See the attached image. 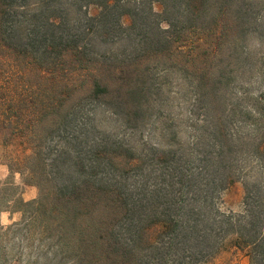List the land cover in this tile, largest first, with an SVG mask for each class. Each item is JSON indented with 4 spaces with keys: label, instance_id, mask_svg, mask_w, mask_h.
Returning <instances> with one entry per match:
<instances>
[{
    "label": "trees",
    "instance_id": "obj_1",
    "mask_svg": "<svg viewBox=\"0 0 264 264\" xmlns=\"http://www.w3.org/2000/svg\"><path fill=\"white\" fill-rule=\"evenodd\" d=\"M263 17L264 0H0V144L11 148L0 213L23 217L0 228V243L27 231L52 249L47 264H206L230 238L249 264H264L263 97L243 111L232 91L252 72L250 38L264 45ZM109 46L120 51L100 52ZM168 76L187 88L186 144L138 153L106 135L99 109L124 131L148 129ZM245 118L257 139L235 137ZM242 159L259 176L244 182L235 214L222 196ZM15 174L36 200H22Z\"/></svg>",
    "mask_w": 264,
    "mask_h": 264
},
{
    "label": "rangeland",
    "instance_id": "obj_2",
    "mask_svg": "<svg viewBox=\"0 0 264 264\" xmlns=\"http://www.w3.org/2000/svg\"><path fill=\"white\" fill-rule=\"evenodd\" d=\"M154 10L159 12L160 7L155 5ZM98 12L99 10L97 8L88 9L89 16H95ZM129 22L128 17L122 18V23L124 25L127 26ZM163 27H165V25H163ZM246 48L254 61L251 67L252 72H248L241 80L237 81L233 85L232 91L237 97V103L239 104L238 110L251 112L256 110L257 101L262 97L263 100L260 104L264 106V83L262 80L264 79V75L262 77V72L264 73V45L260 44L257 39L250 38ZM99 50L106 55V53L109 54L110 52H119L120 48L118 46H109ZM165 80L168 82L167 86L170 90L169 96L166 97L168 100L160 106V110L157 112V118L153 120L152 125L149 126L148 129L144 130L140 135L132 134L130 131H124L122 127L120 128L119 123L112 118L107 111L104 112L103 109H99L95 117L97 122L101 124V129L106 131V135L128 139L134 146V150L138 153L142 150V144L144 143L148 146H168L169 144L175 145L177 143H179V145L186 144L191 139V121L188 115L187 103L189 99L187 96V88H185V85L175 76L165 77ZM245 119L246 122H248L247 124L236 123L232 128L235 137L247 141H251L255 138L257 139L258 136L254 121L252 120V122H250V119ZM164 123L167 124V126L171 123L173 124L168 128L164 127L166 126L163 125ZM173 131L177 132L176 140L171 139V132ZM10 150L11 148H4L0 144V183L5 182L10 175L6 166V158ZM242 160L245 161L240 165V180L222 196V210L235 214L240 213L243 209L244 182L255 181L259 176V166L255 160ZM11 181L15 185L23 188L21 198L24 202L36 200L38 195L36 187L22 186L18 174H15ZM4 213H18L19 216H17L15 220H10V218L2 216ZM22 218V213L19 211L2 212L0 213V228L5 229L14 224H19ZM27 234V231L19 232L17 229H13L8 234L7 238L6 236L3 238L0 245L5 253V257H3L4 260L6 258L5 264H47V261L52 259V249L49 248L48 244L41 241L39 237H35L33 241H28L26 239ZM245 257V252L236 251L231 243V239L228 238L215 258L206 264H249L248 258L246 257V259H244ZM49 264L51 263L49 262Z\"/></svg>",
    "mask_w": 264,
    "mask_h": 264
},
{
    "label": "crops",
    "instance_id": "obj_3",
    "mask_svg": "<svg viewBox=\"0 0 264 264\" xmlns=\"http://www.w3.org/2000/svg\"><path fill=\"white\" fill-rule=\"evenodd\" d=\"M23 197H25V196H23ZM24 200H25V198H24ZM2 216H6V217L10 218V220H15L17 218V216H19V214L18 213H4V215H2ZM244 259H246V257Z\"/></svg>",
    "mask_w": 264,
    "mask_h": 264
}]
</instances>
